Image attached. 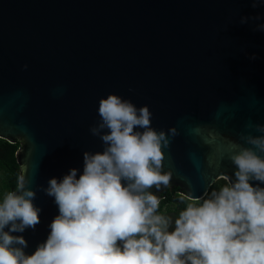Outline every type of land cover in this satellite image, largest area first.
<instances>
[{
    "label": "water",
    "instance_id": "water-1",
    "mask_svg": "<svg viewBox=\"0 0 264 264\" xmlns=\"http://www.w3.org/2000/svg\"><path fill=\"white\" fill-rule=\"evenodd\" d=\"M258 13L251 0H0V139L19 141L20 175L42 209L35 229L13 233L26 253L58 214L42 188L103 150L89 129L109 93L148 105L157 130H177L156 195L175 187L199 201L235 179L233 144L252 147L240 135L264 124V32L254 31L264 20L240 23Z\"/></svg>",
    "mask_w": 264,
    "mask_h": 264
},
{
    "label": "clouds",
    "instance_id": "clouds-1",
    "mask_svg": "<svg viewBox=\"0 0 264 264\" xmlns=\"http://www.w3.org/2000/svg\"><path fill=\"white\" fill-rule=\"evenodd\" d=\"M260 6L264 0H251L252 8ZM249 20L264 15L243 16L240 23ZM254 31L264 32V23ZM97 111L100 119L89 130L103 150L83 153L79 176L71 168L42 188L58 214L33 253L13 233L40 223L36 190L20 175L16 189L0 198V264H264V124L255 125L260 135H240L252 147L233 144L235 179L226 177L173 219L159 212L151 188L169 185L163 149L178 134L175 127L157 130L148 105L137 107L115 93L101 97Z\"/></svg>",
    "mask_w": 264,
    "mask_h": 264
},
{
    "label": "trees",
    "instance_id": "trees-1",
    "mask_svg": "<svg viewBox=\"0 0 264 264\" xmlns=\"http://www.w3.org/2000/svg\"><path fill=\"white\" fill-rule=\"evenodd\" d=\"M20 148L19 141L9 143L6 140L0 139V198H2L4 193L14 190L17 187V180L21 173L20 166L16 160V152ZM225 183V180L216 181L209 188L204 198H207L213 190H218ZM199 201H190L181 195H176L160 202L159 212L172 216L174 219L187 203Z\"/></svg>",
    "mask_w": 264,
    "mask_h": 264
},
{
    "label": "flooded vegetation",
    "instance_id": "flooded-vegetation-1",
    "mask_svg": "<svg viewBox=\"0 0 264 264\" xmlns=\"http://www.w3.org/2000/svg\"><path fill=\"white\" fill-rule=\"evenodd\" d=\"M176 195H181L184 197V195L179 192V189L175 187H167L163 190L162 193L158 194L160 202L167 200L168 198H172Z\"/></svg>",
    "mask_w": 264,
    "mask_h": 264
}]
</instances>
